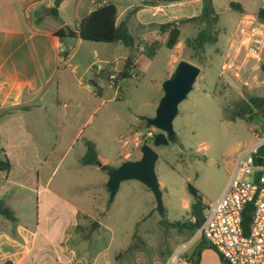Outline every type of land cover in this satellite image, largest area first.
<instances>
[{
    "label": "rangeland",
    "instance_id": "rangeland-1",
    "mask_svg": "<svg viewBox=\"0 0 264 264\" xmlns=\"http://www.w3.org/2000/svg\"><path fill=\"white\" fill-rule=\"evenodd\" d=\"M185 1L188 3L190 0ZM234 1L203 0V15L196 22L179 25V45L169 50L165 47L167 37L157 32L158 22L170 21V11L174 13L173 18L200 16L202 12L198 8H177L173 4V8L169 6L164 14L151 18L153 9L143 7V0H109L117 7L118 12L125 11L123 21L135 40L136 48L139 46V52L134 53L135 67L130 78L122 82L113 100H109L113 90H107L105 82L94 77L95 70H89L84 79H80L84 86L96 81L103 87L104 104L97 103V109L86 126L85 133L93 136L99 157L106 159L110 168H114L122 163L118 164V158L121 160L126 153L130 155L124 161L140 158L141 146L135 148L131 142V126L139 123V117L145 119L154 116L162 95V82L170 75L177 62L185 61L200 69L191 91L178 105V113L173 120L176 142L153 147L158 154L155 173L162 191L164 217L168 222L185 224L193 221L191 206L195 200L188 192V185L196 189L197 200L204 209L220 197L229 181L235 158L255 142L253 134H261L260 125H264V120L257 122L251 117L248 121L234 122L222 119L223 106H230L243 97L264 98V76L259 71L264 53L259 60L256 59V68L250 64L246 70L235 66L231 70L223 68L228 62L229 46L233 44L240 25V13L227 6ZM258 2L260 6L264 4L263 0ZM74 3L75 0H71L60 14L62 20L67 18L71 27L80 20L79 16L75 19L72 17ZM141 9L146 12H140ZM78 15H82V12ZM141 19L144 26L137 23ZM59 21V17H51V23ZM199 33L215 34L217 38L214 45H204L203 53L185 44L187 39L195 38ZM153 43H158L159 47L152 56H148L145 47ZM72 51H75L73 55ZM67 52L72 55L71 65H79V74L89 64L95 69L97 66H104L105 61L114 62L120 67L123 65V57L129 54L120 43L87 41L77 42ZM76 82H73L69 90L72 93L80 91L82 94V88ZM89 87L92 91L97 90L92 83ZM87 112L84 110L77 113L75 110L77 119H83ZM55 115L51 114V119ZM146 131L144 129L142 133L145 135ZM67 134L69 136L70 133ZM48 135L49 139H53L55 132L52 130ZM125 141L128 143L124 144ZM143 143L152 146V140L142 141L141 145ZM80 145L74 146L64 155L60 169L52 176L51 187L64 196L77 197L80 192L75 189L80 176L70 169L82 147ZM65 150H61V156ZM96 167V164L92 165L90 170L95 172L91 175V181L100 187L93 185L88 192L90 198L97 200L93 215L98 227L88 223L82 231L76 229L71 246L83 251L88 258L98 254V262L102 255L112 257L119 253L120 261L126 264H185L183 261H191L190 255L202 243L198 231L192 234L188 229L178 231L177 228L162 227L152 193L137 181L121 183L114 199L109 202L108 192L101 186L103 183L105 186L106 172L95 170ZM184 202L188 204L186 208ZM33 204L35 196L30 205ZM80 234L87 240H78ZM197 262L221 264L217 254L207 244H203Z\"/></svg>",
    "mask_w": 264,
    "mask_h": 264
},
{
    "label": "crops",
    "instance_id": "crops-1",
    "mask_svg": "<svg viewBox=\"0 0 264 264\" xmlns=\"http://www.w3.org/2000/svg\"><path fill=\"white\" fill-rule=\"evenodd\" d=\"M147 1L150 0H143L142 5L153 9L151 18L164 14L169 6L173 8V4L177 8L193 6L201 12L204 8L203 0H190L188 3L182 0L167 6L148 4ZM258 1L233 2L241 7L242 12H239L237 36L229 46L228 62L223 68L228 64L243 70L249 64L257 67L256 59L264 53V23H259L256 19L257 12L264 8V4L260 6ZM53 2L54 0H0V149L4 151L9 163L7 171L0 170V201L16 219L12 223L0 216V264H126L120 261V253L112 257L102 255L98 262V254L88 258L83 251L71 246L76 229L82 231L88 223L97 222L93 215L97 200L90 198L88 191L93 185L98 188L100 185L91 181V175L95 174L90 171L92 165H81L79 160L85 153V141L92 142L96 151L93 136L86 134L85 130L97 109V103L104 104L105 101L102 99L103 87L98 82H89L84 86L80 79H84L89 70H95L94 77L104 81L107 90H113L109 99L113 100L122 82L128 78L119 79L116 76L110 81L109 77L102 76L100 72L105 70L110 76L113 66L121 72L128 57H131L135 65L134 53L139 52V46L136 48L134 44L133 50L126 48L129 54L123 57V65L120 67L114 62L105 61L104 66H97L95 69L89 64L79 74V65H71L70 62L75 51L71 52V56L67 51L81 40L73 38L71 47L66 48L54 36V32L70 29L76 33L84 17L98 5L110 2L75 0L72 17L75 19L79 16L80 20L72 27L67 18L62 20L60 15L71 0L61 2L56 16L50 13ZM116 10L118 24L123 21L125 11L118 12L117 7ZM80 12L82 15H78ZM168 14L172 15L168 22L189 19L173 18L172 11ZM51 17H59L60 21L51 23ZM137 23L139 26L145 25L142 19L137 20ZM160 24L163 23L158 22L157 26ZM242 30L244 34L240 33ZM98 67L102 69L99 71ZM74 81L82 88V94L80 91L72 93L69 90ZM91 83L96 91L90 89ZM75 110L77 113L86 110L88 115L85 113L83 119H77ZM51 114L55 115L54 119H51ZM138 119L139 123L131 126L130 130L131 142L135 148L145 141L142 133L145 128L140 117ZM52 130L55 137L49 139L48 134ZM79 144L82 147L70 169L80 176V182L75 188L80 192L77 197L64 196L51 187L52 176L60 169L64 155ZM62 149H66L63 156ZM129 155L126 153L121 160L118 158V164L128 159ZM97 159L101 166L110 167L107 160L100 158L98 154ZM95 170H100V167L97 166ZM101 186L105 188L104 183ZM33 196L35 204L31 206ZM184 206L186 208L188 204L184 202ZM96 226L98 227L97 223ZM78 240L87 238L80 234ZM183 262L192 264L191 261Z\"/></svg>",
    "mask_w": 264,
    "mask_h": 264
},
{
    "label": "trees",
    "instance_id": "trees-1",
    "mask_svg": "<svg viewBox=\"0 0 264 264\" xmlns=\"http://www.w3.org/2000/svg\"><path fill=\"white\" fill-rule=\"evenodd\" d=\"M63 0H54L53 7L50 9V13L53 16L57 14V8L61 4ZM97 2L101 3L104 0H96ZM182 0H150L147 1L149 3L161 5V4H171L177 3ZM229 8L231 10H235L238 12L241 11V7L237 3H229ZM205 7L202 9V14L200 16L192 17L189 19H183L180 22H167L160 24L158 26V34L165 35L167 40L165 42V47L169 50L173 49L179 43L180 31L179 25L181 23H190L196 22L200 19L203 15ZM116 17H117V10L114 4L106 3L98 5L92 12H90L86 17H84L77 27V32L74 33L70 29H60L54 32V36H56L60 43L64 44L65 37L71 38H78L81 41L87 42H95V43H106V44H114L120 43L124 48L129 50H133L135 40L129 34V31L126 27L125 22H120L116 24ZM256 19L259 23H264V8L260 9L257 12ZM217 42V38L215 34L205 35L199 33L195 38L187 39L185 44L189 47L198 50L200 53L204 52V45L211 44L214 45ZM159 47L158 43H153L150 46H146V54L148 56H152L154 51ZM135 67L131 57H128L125 62L121 72L117 75V78L124 79L130 78L132 69ZM259 71L261 75L264 76V60L260 64ZM105 70H102L100 74L102 76H106L107 78L109 75L106 73ZM0 111V116H1ZM252 120H257V122L264 120V98L263 97H243L236 101H234L230 106H223L222 107V119L226 122H234L236 120L248 121L249 118ZM140 120L144 125V118L141 117ZM261 134L264 133V125H260ZM85 153L80 158L79 162L81 165H94L97 162V154L95 151V146L90 141H85ZM257 155L264 158V145L260 147L257 151ZM9 168V163L7 158L4 154V151L0 149V170L7 171ZM110 167L108 166H101L100 170L106 172L109 170ZM204 210V208H202ZM251 209L250 207H246L243 213V228L244 231H247L249 222L251 219L250 215ZM0 216L9 222H16L14 214L7 209L3 202L0 201ZM191 217L193 218V214L191 211ZM160 225L162 227L168 228H177L178 231L182 229H188L194 234L198 231L201 223L194 221H187L185 224L179 222H168L163 215L160 217ZM202 238V237H201ZM202 243L197 247L195 253L190 255L189 260H191L192 264H197L199 253L203 244H207V242L202 238ZM208 248H211L207 244ZM212 249V248H211ZM218 255V254H217ZM219 260L223 263V259L220 255H218Z\"/></svg>",
    "mask_w": 264,
    "mask_h": 264
},
{
    "label": "built area",
    "instance_id": "built-area-1",
    "mask_svg": "<svg viewBox=\"0 0 264 264\" xmlns=\"http://www.w3.org/2000/svg\"><path fill=\"white\" fill-rule=\"evenodd\" d=\"M101 69L98 67L99 71ZM231 69L230 64L224 68ZM111 70L109 80L113 81L119 72L115 66ZM155 134L154 128L147 129L144 140H152ZM253 136L255 142L235 158L220 197L203 210V221L198 229V234L222 257V264H264V158L257 155L264 145V133ZM257 157L261 158L260 163ZM248 206L251 219L244 231L243 213Z\"/></svg>",
    "mask_w": 264,
    "mask_h": 264
},
{
    "label": "water",
    "instance_id": "water-1",
    "mask_svg": "<svg viewBox=\"0 0 264 264\" xmlns=\"http://www.w3.org/2000/svg\"><path fill=\"white\" fill-rule=\"evenodd\" d=\"M74 39L64 38V46L71 47ZM194 49V48H193ZM200 73V69L185 61L177 62L170 75L162 82V95L157 103L154 116L144 119V128H154L156 134L152 139V146L143 143L140 147V158L134 161H123L119 166L106 171L105 188L109 195V202L114 199L120 184L126 181H137L148 189L154 198L155 208L159 216L163 215L162 191L155 173L158 154L153 147L166 146L175 143L177 138L173 130V120L178 113V105L186 98ZM260 163L261 158H256ZM101 167L100 162H96ZM188 192L195 202L191 206L194 220L203 221V209L197 200L198 193L191 185ZM96 225V223H94Z\"/></svg>",
    "mask_w": 264,
    "mask_h": 264
}]
</instances>
